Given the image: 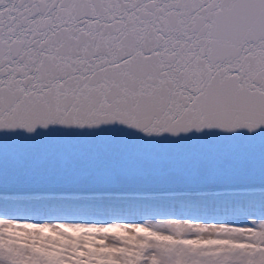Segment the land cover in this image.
<instances>
[{"label": "water", "instance_id": "95a60500", "mask_svg": "<svg viewBox=\"0 0 264 264\" xmlns=\"http://www.w3.org/2000/svg\"><path fill=\"white\" fill-rule=\"evenodd\" d=\"M263 174L264 0H0L1 192Z\"/></svg>", "mask_w": 264, "mask_h": 264}, {"label": "rangeland", "instance_id": "374dc122", "mask_svg": "<svg viewBox=\"0 0 264 264\" xmlns=\"http://www.w3.org/2000/svg\"><path fill=\"white\" fill-rule=\"evenodd\" d=\"M176 196L0 197V264H264V192Z\"/></svg>", "mask_w": 264, "mask_h": 264}, {"label": "bare ground", "instance_id": "6f19581e", "mask_svg": "<svg viewBox=\"0 0 264 264\" xmlns=\"http://www.w3.org/2000/svg\"><path fill=\"white\" fill-rule=\"evenodd\" d=\"M254 184H264V182H258V183H228V184H211L209 185V187L213 186L215 188L213 189H207V190H218L220 186L226 187V189H230L231 194H234L238 189H255L256 191L262 190L264 189V187H256V188H250L252 187ZM178 186V185H176ZM174 185H169V186H160L161 191H169L170 192H174L175 190L178 189H183V193L185 195L188 194H194L197 192V194H202V189L200 188L199 190L196 188H189V187H184V186H178L176 187ZM84 188H72V189H33L32 191H37V194H63V195H69V196H77L75 199H77L78 197L80 198L83 194H78L80 193L81 190H83ZM90 189V190H89ZM107 194L106 197H112V194H120L119 196H116V198L120 199V201L123 198H127V199H134L137 196L139 197H143L145 196L144 194L151 191V190H155L157 189L156 186H139V187H109V188H103ZM113 189H116L118 192L113 191ZM89 190V193L87 194V196H93V197H99L102 194V188H85V191ZM7 191H11V190H7ZM202 191V192H201ZM129 192H133V193H137V194H133L132 196L128 195L127 193ZM85 193V192H84ZM211 191H207L206 194H211ZM176 195V193H173ZM196 194V195H197ZM56 196V195H53ZM181 196V197H182ZM90 197V198H91ZM8 198V197H7ZM89 198V199H90ZM73 199V198H72ZM74 199V200H75ZM72 216H80L78 214L75 215H71ZM77 218V217H76ZM79 218V217H78ZM83 219V218H81ZM74 221H82V220H74Z\"/></svg>", "mask_w": 264, "mask_h": 264}]
</instances>
